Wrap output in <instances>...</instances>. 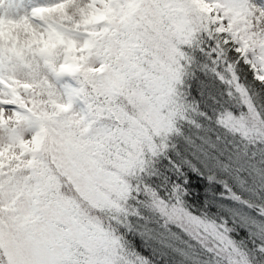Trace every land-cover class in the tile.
Returning <instances> with one entry per match:
<instances>
[{"label":"snow or ice","instance_id":"snow-or-ice-1","mask_svg":"<svg viewBox=\"0 0 264 264\" xmlns=\"http://www.w3.org/2000/svg\"><path fill=\"white\" fill-rule=\"evenodd\" d=\"M0 264H264V0H0Z\"/></svg>","mask_w":264,"mask_h":264}]
</instances>
